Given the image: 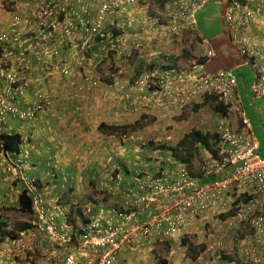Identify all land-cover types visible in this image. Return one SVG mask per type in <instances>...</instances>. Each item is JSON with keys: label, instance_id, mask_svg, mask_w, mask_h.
<instances>
[{"label": "built area", "instance_id": "built-area-1", "mask_svg": "<svg viewBox=\"0 0 264 264\" xmlns=\"http://www.w3.org/2000/svg\"><path fill=\"white\" fill-rule=\"evenodd\" d=\"M128 1L134 2L135 0ZM64 2L63 0L62 3ZM209 2L210 0H180L181 10L173 14L168 22L159 23L158 29L163 32L164 36L193 31L197 27V13ZM119 4V0H108L103 4L94 24L87 27L88 35L80 43L79 50L82 54L88 51L93 38L102 32L106 14L111 11L112 7L117 9ZM61 6V0H52L46 6L39 8L38 19L42 22L50 18L52 24H59V16L65 11ZM242 9L243 5L240 1L236 0L230 4L226 20L231 28L235 22L240 24L244 21ZM76 27L74 22L70 21L65 26L64 34L68 38H73ZM53 28H57L56 24ZM234 30L236 31L235 26ZM50 36L51 33L47 32L43 38L47 40ZM15 40L17 41L18 38ZM11 42L9 35L0 30V77L6 80L4 85H0V131L11 130V120H37L38 113L51 104V101L44 99L40 93L33 107H23L22 95L27 91L30 82L29 68L22 60L25 57L20 58L18 65L7 67L10 60L7 49ZM235 43H238L236 38ZM202 47L205 49V57L215 56L209 40L203 39ZM43 51L50 54V46H45ZM65 74H68V71H65ZM171 74L175 76L177 82L170 81L173 77ZM152 77L154 75H147L137 83L144 87ZM154 85L157 86V90L151 96L153 106L182 111L192 99L210 94L215 96L219 103L228 107V117L223 116L218 125V156H210V160L203 167L205 176L219 175L220 179L212 183L201 184L199 178L191 177L189 172L182 168L178 170L177 178L171 184L152 182L151 192L147 196L138 197L133 202V207H144L142 209L144 211L151 204H156L161 196H179V201L174 207V214H171L170 210H160V213L154 214L148 222L140 223L137 210H132L128 214L120 210H112V213L121 219L119 226H113L111 221L103 224L101 219L94 218L75 245L72 233L66 232L63 224L58 226L55 217L49 213L45 200L38 191L36 180L29 177L25 173V166L19 163V178L31 192L35 215L31 228L21 234L22 244L33 249L41 236H47L55 244L65 247L64 250L54 252L57 257L63 256V264H80L76 258V253L80 252L94 253L93 256H97L96 259L90 258L87 264H115L119 252L127 243L138 247L144 238L156 230L172 236L182 226L193 220L196 214L199 215L207 209L210 204L220 203L224 194L236 186L240 189V194H247L248 199L239 203L234 216L227 222L228 228L233 230L244 227L247 229L249 225L252 233L247 236V240L255 248L251 260L245 264H264V160L258 154L260 142L244 110L243 96L238 88L237 77L232 72L224 70L206 73L203 65L196 64L187 74L185 72L176 73L175 70L166 72ZM251 92L256 99L263 101L264 107V74L255 76ZM231 114L237 116L236 122L231 120ZM140 188L143 189L142 186ZM91 212V208H88L85 214L89 215ZM221 248V242L211 244L198 257V262L203 263L214 250ZM65 250L66 253H62ZM232 264L239 263L235 261Z\"/></svg>", "mask_w": 264, "mask_h": 264}, {"label": "crops", "instance_id": "crops-1", "mask_svg": "<svg viewBox=\"0 0 264 264\" xmlns=\"http://www.w3.org/2000/svg\"><path fill=\"white\" fill-rule=\"evenodd\" d=\"M43 1L44 0H0V3H4V7L9 5V3H13V5L8 8V10L0 8V29L4 31L7 30L9 32L7 34H9L13 39L18 37L23 38L22 45L15 46L14 44H10L9 49H7L12 62L17 63L18 59L25 57L26 51H29L31 53L33 62L35 64L37 62H43L42 51L39 49L42 45L46 44L42 39H40L39 41L36 39V37H41L43 32L37 31L36 22H34L35 20L33 17L35 15L34 13L36 8H38L39 4ZM74 1L75 0H69L68 3H70V5L72 4L76 6V8H74V12L78 10L77 14L71 15V19L79 23L78 28L75 31V39L79 41L85 39L86 35H88L86 24L93 22L89 19V15L91 17H97V4L93 5V0H88L89 2L87 3L86 7L81 8V4L78 2L74 3ZM101 1L102 3L106 2V0ZM127 1L128 0H125V4L127 3ZM140 1L142 5L140 4ZM146 1L147 0H135V2H129L130 4L128 9L132 12H117L118 16H113L115 12L107 15L106 21L107 18H113L111 24L114 25V27L111 28V30H109V32L107 33L106 38H108L109 41L106 45H103V49L107 50L109 48L111 50H116L118 52V55L122 56V53H125L126 56H129L128 53L130 52L127 49V46H132L137 52L141 53L148 49L147 46H149L148 43L150 41V44H152L150 47L155 48L158 45L157 43L160 39H158L157 35H161V38H163V32L159 31L156 26L157 20H160V18H148L147 14L146 16H144L141 14L142 12L140 13L137 9L140 7V10H142V8L147 9V6H144L145 4H143V2ZM165 1L166 0H159V4L163 6V3ZM213 1L215 3H218L219 1V3L226 11L227 6H230V4H232L236 0H212V2ZM240 1L245 6V9L251 11L253 17L247 23H245V21L240 24L235 22L233 24V28H231L230 24H228L226 21L228 25L227 30L229 36L225 39L226 42L222 41L221 45L218 46L219 50H222L223 54L221 56V59H223V61L226 63V66L229 69L233 70L236 75L238 73L240 76L241 81L239 83V91L244 98V102L246 103L245 108L248 111L252 112V116L250 117H252L253 124L254 120H257L259 125L262 126L264 123L263 103L261 100L253 98L250 87L253 83V80L255 79L256 71L259 69L264 71V0ZM175 2L176 0H167V3L165 4L167 6L166 12L169 11L170 4H175ZM228 2L229 4L227 5ZM17 19L22 27L20 26L19 28H13L12 24ZM114 20H116V22ZM109 24L110 22H108L107 26ZM234 26L236 28V31L238 29L242 32L241 38L244 40L243 43L245 44L247 49L252 53V57L244 56L240 52V50L234 47V45L232 44L231 36H238L237 34H235L236 31L234 30ZM115 32L118 33L116 37L114 36ZM61 33L62 32L60 30L56 32L57 39L54 43L53 50L54 52H56L54 54L55 58L50 57V61L52 59H54L55 61L49 62V60H46L45 62L49 65L46 63V65H44L43 62V64L41 65H36L35 70L31 72L32 84L29 91L30 96L35 95L37 91L41 90L46 96L50 97L53 100V106L50 110L41 113L36 123L27 126V129H31L34 131L33 141L30 144H38V149L42 148V144H53V146L54 144H59L57 146V149L62 152L69 148L68 144H91L90 148L93 150H97V148L101 150V148L105 146L106 148H108V144H118V142L116 141L117 136L114 135L110 130L106 131V129H104L103 127L100 128V125H125L124 123H122V112L124 111H121L119 108L114 109V106H112V104L110 105V107L108 106V108H105L102 111L100 108L99 110L95 109L93 111L90 109L86 110L84 108H81L78 110L77 108H75L76 105L74 102H81L82 98H86L85 94H88V92H92L94 89H96H93V86L100 85V82H94L92 79H90L92 84H94L92 85L87 79H85V75L82 76L79 74L77 68L80 65L86 67L88 65V60L82 58V56H79L77 58L78 53L75 52L77 42H75L74 40L69 44L67 42L62 43ZM26 36H30V39H26ZM254 38H262V41H257ZM104 42L105 41H103V43ZM35 44L37 45L35 46ZM261 49L263 50V52L261 51ZM236 51H238V55ZM157 57L158 55L156 53L155 58L157 59ZM258 59H262V62L260 63ZM160 63L161 62L156 65H160ZM122 64L126 66L127 63L125 61H122ZM115 66H117L116 63ZM67 67H70V69L73 70L72 76H65L64 74H62V71ZM143 67L144 66L142 61L139 63L138 67L133 69H135V72L138 73L139 71H141V69H143ZM246 67H250L249 72L245 69ZM245 77L246 80H248L249 78L250 80L248 82H245ZM118 82V84L121 85L123 83H120L121 81ZM2 83L3 81L0 82V84ZM105 83H107L108 85L115 84L114 81L110 79L108 81L106 80ZM123 84L124 85L122 86L126 85L125 83ZM135 93L138 94L137 92ZM124 98L125 96L122 95V101L125 100ZM134 99L136 100L132 103L127 98L126 103H128V107H132V105H141L139 103L141 100V94L138 96V98L134 97ZM126 103L124 102V105H126ZM231 116L233 118H236V116L233 114H231ZM23 126H25V124H23ZM86 149H88V147H86ZM35 151L36 148H33L32 145H29L26 148L23 147L22 155L19 158L23 160H25L26 158L27 162L30 161L29 163L33 164V158H41V155L38 156ZM107 154L108 153H105V157L104 155L100 156L99 154H96L98 157L94 158V162H96L94 166L98 168L100 165H105V167L107 168L109 165H111V159ZM4 155L5 156L3 158H5L6 163H11L12 156H8L6 154ZM120 163H124V158L117 160L116 166L122 167L123 165H121ZM34 164L39 163L36 162ZM0 165H2V163ZM35 169L38 170V167H35ZM59 169L61 171L55 173V177L63 178L62 180L68 183H63V185L61 184L60 186H52L51 184V186L47 187L49 188V190L46 191L49 197L52 198L53 196H55V201L58 202V204L59 202H61L60 198L63 197V192L65 191V189H70L69 191L73 193V197L78 196L81 193L77 189L78 185H71L70 187L67 185L69 184V182H71V180H74L75 183L79 181V179L73 177L74 171L69 170L68 168H61V165L59 166ZM30 170L32 169L28 167L27 171L29 174L31 172ZM67 170L69 171V173L66 172ZM10 171V174L15 176V178H13L14 181L17 175L16 169L14 168ZM102 171L103 170H100V172ZM3 172L6 173L9 171H5V169H3ZM3 172L0 171V173ZM43 172H46V170L39 171L40 180H42V178H45L46 173ZM67 174H69L71 178H69ZM202 182L205 181L202 180ZM127 183L130 182L127 181ZM4 188H6L5 191L0 189V206L4 205L6 208L12 207L19 209L18 200L21 193V186L19 184L14 186L7 185ZM234 198V193L230 192V194L225 199V209L222 207V204H219V206L210 204L207 209L201 212L197 219L191 220L185 227H183L179 234L174 236L173 240L177 241L179 238L185 237V240L189 241L192 246L199 244L202 245V249L205 248L208 244L221 242L225 255L231 254L235 257V259L240 260V263L243 264L245 262H249L255 248L253 247L252 243L247 240V236L252 233L251 227L247 225L248 230L243 227L245 231H241L240 236L244 238H237L236 240L234 239L232 232L224 233L221 229L224 228L223 226L225 224V222L222 220L227 216V214H229L228 211L232 203L234 202ZM51 208L52 207L50 206V209ZM57 208L60 210H57L56 213L52 214L57 217L58 221L66 222V213L68 215V222L72 223L71 214H68L65 211L66 206L62 207L61 205H59L56 207V209ZM101 210L104 211V209ZM60 214L62 215V220H59ZM100 216H102V214ZM147 217L148 216L146 215V213H144L142 219L146 220ZM86 221L87 220H85V222ZM77 232L79 233V230H77L76 233ZM158 234L160 233L155 232L152 236L148 237L144 242L143 248L138 250L139 252L135 255L129 254L130 252H128L127 249H124L117 264H131L132 258H135V260H142L144 258L143 253L147 252L150 248L147 246L156 244V241H154L156 238H160L163 240V238ZM166 242H168V240H166ZM54 245L55 244L52 243L49 239L44 238V240L38 246V253L40 254V256H42L33 257V255H31L30 253L24 252L25 246L20 243L19 238L17 240H11L9 238H5L3 240L0 239V264H63V256H55V253H57V251L55 249H52ZM62 253L65 254L66 250ZM221 253L222 252L220 251V249H216L214 253L209 255L208 264H232L233 258L230 257L231 259L228 258V260H225L224 256H220ZM136 256L140 257L137 258ZM78 258H80V260H83L84 258H86V256H84V254H79ZM186 258L187 260L189 259L187 254ZM211 258H213V261H210ZM134 263L135 261H133V264ZM186 263L189 264V262Z\"/></svg>", "mask_w": 264, "mask_h": 264}, {"label": "rangeland", "instance_id": "rangeland-1", "mask_svg": "<svg viewBox=\"0 0 264 264\" xmlns=\"http://www.w3.org/2000/svg\"><path fill=\"white\" fill-rule=\"evenodd\" d=\"M77 2L81 4V8H85L89 1H74V3ZM101 3V0H93L92 2L93 5ZM166 3L167 0L162 6L159 4V0H147L146 2H143V4H145L144 6H147V9L142 8V10H140L141 7L137 9L140 13L142 12V15L146 16L147 14L148 18H160V22L163 23L165 20L169 19V14L170 12H172H166ZM9 6L7 5L6 7H4L3 4L0 3V8L2 9L8 10V8H10ZM174 7L175 5L173 6V8ZM77 11L78 10H76V14ZM120 11L122 10L117 11L116 9V12L113 14V16H118L117 12ZM126 12L128 13L132 11L128 9ZM224 14L225 10L219 3V1L218 3L211 1V3H209L205 9H203V11L198 13L196 31L186 32L181 39L177 38V36L162 38L161 44H158L156 46L157 49L156 47H150L152 45L150 44V41L148 43L149 46H147V50L149 51L145 50L141 53L137 52L132 46H127V49L130 52L128 53L129 56H126L125 53H122V56L118 55V52L116 50H111L109 48L107 50L103 49V45H106L109 41V39L106 37H100V39L96 38V40L92 43L90 52L88 51V53L84 57L86 60H88V65L85 68H81V65L79 64L80 66L77 69L80 75H85V78L92 79L94 82H100V85L93 86V89H96H94L92 92H88V94H85L86 98H82L81 102H74L76 105L75 108H77L78 110L81 108H84L86 110L90 109L92 111L95 109L99 110L100 108L102 111L103 109L108 108V106L110 107V105L112 104V106H114V109L119 108L121 111H124L122 112V123H133L137 119L139 120V123L136 125L137 131L128 129V132L135 133V138L132 140L121 141V136L125 133V131L121 130L120 132L115 134L118 138L116 140L118 144H108V148H106L105 146L101 148V150L99 148H97V150L91 149V144H68L69 148L62 152L57 149V146L59 144H54L55 147L53 146V144H42L41 149H38V144H36L35 146H32L33 148H36L35 152L38 154V156L41 155V158H33L32 163L37 162L39 164L29 163V168L32 169L30 170V177L39 178V171L46 170V172H43L46 173L45 178H42V181H40V184L43 187V193L45 194L46 191L49 190V188L47 187L51 186V184L52 186H60L61 184L63 185V183H68L62 180L63 178L55 177V173L61 171L59 169L60 165L61 168H68L69 170L74 171L73 177H76L77 179H79V181L75 183L74 180H71V182H69V184L67 185L69 187L71 185H78L77 189L81 193L80 195L73 197L74 195L73 193H71V191H69L70 189H65V191H67L63 192L64 194L63 197H61V202H59V204L62 207L66 206L65 211L71 214L72 223L69 222V225L71 224V226L74 227L75 231L79 230V233H76L77 237L80 236L81 232L86 226L85 219L87 218L84 215V211L86 210V208L92 206L93 211L96 212L95 214H100L101 212L99 211V209L102 208L104 209L112 207L115 211H119V208L129 207V202H131L135 198L134 195L131 197L127 194L129 193V191L133 192L135 190L134 184L131 181V177L140 172V170L151 175L155 174L156 167H158L160 163L162 164V166H168L166 165L168 159L173 155L170 151L158 149L160 145H165L167 147L176 146L177 143L192 130H200L204 134L207 133L210 135H217L218 125L222 115L217 113L215 110V106H217L218 104L216 100L210 99L203 101L202 103L195 104L193 109H188L187 111H185L186 113L183 114L173 113L171 111L165 110L161 111V108H151L147 106V103L145 102H143L139 109L135 110L133 107H128V103H126V100L128 98L131 102L134 97H137L140 94L146 92L145 90H141L138 92V94H136V90H134L133 86V81L139 76H141V78L144 77L147 74V71L149 69H152V65L149 64L153 63L154 60L158 61V58L155 59V57H151L152 59H150V55L152 53L162 50L163 54H170L172 57H175L173 59L174 67L183 64L184 67L182 68H189L192 62H195V59H197L198 55L201 54V39L197 34H199L202 38L208 39L211 42L212 47L217 55L216 58L214 57L213 59H210L205 64L206 71L214 73L218 72L220 69L230 71L231 69H229L223 59H221L223 53L222 50H219L218 46L221 45L222 41L226 42L225 39L229 36L227 30L228 25L224 18ZM112 21L113 18H107L105 25V30L107 33L109 32V30H111V28L114 27V25L111 24ZM114 21L116 22V20ZM108 22H110V24L107 26ZM76 23L78 22L76 21ZM235 34L241 37L242 32L237 29ZM254 39L257 41H262V38ZM103 41L105 42L103 43ZM261 51L263 52L262 49ZM236 52L238 55V51ZM149 60L152 61L149 63ZM122 61H125L127 63L126 66L122 64ZM142 61L144 67L143 69H141V71L136 73L135 69L133 68L138 67L139 63ZM259 61L261 63L262 59H260ZM115 63L117 64V66H115ZM245 69L248 72L250 71V67H246ZM259 70V75H262L264 71L261 69ZM72 72L73 70H70L69 76H72ZM255 75H257V71ZM109 79L113 80L115 84L108 85L107 83H105L106 80L108 81ZM249 80L250 78L246 80V82H248ZM118 81H121L120 83L123 82L126 85L122 86L124 84H118ZM122 95L125 96V100L123 101L121 99ZM124 102L126 103V105H124ZM196 105H198L199 107H197ZM244 106L246 107L245 102ZM246 111L247 113L249 112L248 114L250 116H252L251 111H248L247 109ZM254 130L261 143V150L259 154L264 159V123L262 126H260L258 121L254 120ZM151 139L156 141V143H154V141H152ZM216 144H218V138L216 139ZM186 146L187 144H184L182 147ZM86 147H88V149H86ZM214 150L218 153V149L215 148ZM209 152L211 151L207 150L201 145L199 146L198 154L194 158L192 165L189 166L191 171L195 175H199V170L201 169L202 165L206 161H208L211 154H214L213 152H211V154ZM105 153H108L107 155L111 159V165H109L107 168L105 167V165H100L98 169L96 166H94V164L96 163L94 162V158L98 157L96 154H99L100 156L104 155L105 157ZM4 156V154L0 153V164L2 163V165H0V171L3 172V169H5V171L9 172L0 173V189L3 191H5V189L7 188H4L5 186L15 185L13 181V178H15V176L10 174V170L14 169V167L10 163H6L5 158H3ZM121 158H124V163H120L123 166L118 167L116 166L117 160H120ZM35 167H38V170L35 169ZM100 170L103 171L100 172ZM120 171L129 175L125 176L126 178L123 181L124 184L119 190L114 188L115 181L113 179L114 175ZM66 172L69 173L68 170ZM67 176L71 178L69 174H67ZM127 180L130 183H127ZM47 200L51 204L55 203L53 198L49 197L48 195ZM51 204L49 205V209L50 206L52 207L50 209V212L56 213V205ZM98 207L99 209H97ZM0 213H2L0 214L2 219L8 224V230L15 229L16 225L20 223H29L33 219L32 215L20 212L16 208H6L4 205L0 206ZM59 220H62L61 214ZM61 222L57 220L58 226L64 224L66 232H69V227L65 224L64 221ZM66 222H68V220ZM224 229L226 230L225 227ZM226 231L228 232V230ZM240 232V229L232 231V235L235 240L237 238H244L240 236ZM184 238L185 237L180 238L177 241L168 239V242H166L167 239H164L163 241H160V243L154 244L152 246H147L150 248L147 252L143 253L144 258L142 260H135V258H132L131 264H133V261H135L134 264H157V260L154 259L155 255L162 260H170L175 263L178 262L177 264H187L186 262H189L186 258L187 253L185 251V247L181 245L182 239ZM201 248L202 245H194L193 250L190 252V254L192 256H195L197 250L201 252ZM127 251L132 255H135L139 252L138 250H129L128 247ZM221 252V256L223 255L224 258L231 257L233 258V260L239 262L238 259H235V257L231 254L224 255V251ZM34 256L41 257L42 255L40 256V254L37 252L36 254H33V257ZM136 257L139 258L140 256Z\"/></svg>", "mask_w": 264, "mask_h": 264}, {"label": "clouds", "instance_id": "clouds-1", "mask_svg": "<svg viewBox=\"0 0 264 264\" xmlns=\"http://www.w3.org/2000/svg\"><path fill=\"white\" fill-rule=\"evenodd\" d=\"M211 1V0H210ZM237 1H240V0H237ZM135 2V1H134ZM240 3H241V1H240ZM228 4H229V2H228ZM242 4V3H241ZM243 5V4H242ZM243 7H244V5H243ZM99 11H100V9H99ZM115 11H116V9H115ZM115 11H113V10H111L110 12H108L107 14H106V17H107V15H109V14H111V13H113V12H115ZM122 11H124V10H122ZM122 11H120L121 13H123ZM243 12V9H242V11H241V13ZM99 14V13H98ZM98 14H97V16H98ZM106 17H105V20H106ZM197 17V16H196ZM170 19V18H169ZM169 19H167V20H165L164 22H168V20ZM70 21L71 22H74V24L77 26L76 27V30H77V28H78V25H79V23H76V21H73L72 19H71V15L67 18V19H62L61 21L59 20V24H57V23H51L50 24V28L48 27V30L50 31V33H51V36L50 37H48L47 38V40H45L44 38H43V36L45 35V32H43L42 33V35H41V39L43 40V42H45V44L46 45H42V47L44 48L45 46H50V48H53V50H54V43H55V41H56V39H57V34H56V32L57 31H61L62 33H61V42L62 43H64V42H67L68 44L69 43H71V42H73L74 40H75V42H77V47L75 48V52H77L78 54V56H77V58L79 57V56H82V58H84L85 57V55L88 53V51L90 50V48H91V46H92V43L96 40V38H99V37H102V38H105L106 37V35H107V32H106V30H105V23H104V25H103V30H102V32L99 34V35H97L96 37H94L93 38V40H92V42H91V44H90V47H89V49H88V51L86 52V53H84V54H82L81 52H80V50H79V48H80V43H81V41L82 40H79V41H77L76 39H75V33H74V37L73 38H68L65 34H64V29H65V26H67L69 23H70ZM244 22V21H243ZM159 23H161L160 22V20H157V23H156V26H157V28H158V24ZM56 24V26H57V28L56 29H54L53 28V26ZM12 27L13 28H19L20 27V24H19V21H18V19L17 20H15L14 22H13V24H12ZM196 29L197 28H195L193 31H196ZM1 30V29H0ZM75 30V31H76ZM159 30V29H158ZM3 32H5V33H9L7 30L6 31H4V30H2ZM74 31V32H75ZM160 31V30H159ZM193 31H186V32H193ZM186 32H184V33H182V34H180V35H167L166 37L167 38H170V37H174V36H177V38H179V39H181L182 37H183V35L186 33ZM9 35V34H8ZM199 37H200V39H201V45H200V50H201V54L200 55H198V58L197 59H195V62H192V64H191V66L189 67V68H187V69H185V68H182V67H184V65L183 64H181V65H179V66H175L174 67V61L173 60H170L169 59V57L166 55V54H163V52H162V50L161 51H158V52H155V53H152L151 55H150V59H152L151 57H155V54L157 53V55H158V60L159 61H157V60H154L153 61V63H150L152 60H149V65H152L151 66V68L152 69H149L148 71H147V74L145 75V76H147V75H150V76H152V75H154V77H152L151 78V81L146 85V86H144V87H142L141 85H139L137 82L141 79V76H139V77H137L134 81H133V86H134V90H136L135 92H139L138 90H145L146 92L145 93H143V94H141V100H140V104L142 105L143 104V102H145V103H147L146 105L147 106H149V107H151V108H161L162 110L161 111H171V112H173V113H179V114H183V113H186L185 111H187L188 109H193L194 108V105L195 104H198V103H202L203 101H206V100H210V99H213V100H216L217 101V103H219L218 102V100H217V98L215 97V96H212V95H210V94H205V95H203L202 97H199V98H196V99H192L189 103H188V105L182 110V111H174V110H171V109H166V108H164V107H162V106H153V104H152V101H151V96H152V94L157 90V86L156 85H154V83H156V82H158V80L162 77V76H164L165 75V73L166 72H169V71H172V70H175V72L176 73H179V72H185L186 74L188 73V72H190L191 70H192V67L194 66V65H196V64H201V65H203V69H204V71L206 72V73H214V72H207L206 71V69H205V64L210 60V59H213L214 57H216V52L214 51V53H215V56L214 57H212V58H207V57H205L204 56V54H205V49L202 47V40L203 39H205V38H202L199 34H197ZM9 37L12 39V42L10 43V44H12L13 42H15L16 40V38H12L10 35H9ZM51 37H52V41L54 42V43H51V42H49L48 40L49 39H51ZM208 40V39H207ZM19 41H21V37H18V41L17 42H19ZM23 41V40H22ZM211 43V42H210ZM10 44L8 45V49H9V46H10ZM15 46H17L16 44H14ZM212 45V44H211ZM213 48V47H212ZM40 50V49H39ZM77 50H79V51H77ZM214 50V49H213ZM56 52H54V51H52L49 55L51 56V55H53L54 56V54H55ZM156 59V58H155ZM9 61H11V58H10V60ZM8 61V62H9ZM159 62H161L160 63V65H156V64H158ZM13 63V65H16V63L15 62H12ZM81 68H85V67H83L82 65L80 66ZM70 67H67V68H65V70H63L62 71V74H64L65 76H69L70 75ZM221 70H224V69H220L219 71H221ZM65 71H68V74H65ZM224 71H228V70H224ZM260 70H257V74H259L258 72H259ZM229 72H232L236 77H237V75L232 71V70H230ZM264 74V73H263ZM172 75V74H171ZM144 76V77H145ZM173 77L172 78H170V81L171 82H173V81H175V82H177L176 80H175V76L174 75H172ZM256 76V75H255ZM144 77H142V78H144ZM29 79H30V82H29V86H28V88H27V91L22 95V101H23V107L24 108H31V107H33V103L37 100V98H38V94H42L43 95V97H44V99H48V100H50L51 101V104L49 105V106H47V107H45L42 111H40L39 113H38V118H39V116H40V114L41 113H43V112H46V111H48V110H50L51 108H52V106H53V100L50 98V97H48V96H46L45 94H44V92L43 91H37L36 93H35V95H32V96H30V93H29V91H30V87H31V84H32V78H30L29 77ZM85 79H87L88 81H89V83L90 84H92V82H91V80L89 79V78H85ZM3 81V83L2 84H0V85H4L5 83H6V80H5V78H3V77H0V82H2ZM254 81V80H253ZM238 85H239V83H238ZM252 86V85H251ZM239 88V87H238ZM250 91H251V87H250ZM251 94H252V92H251ZM252 96H253V94H252ZM137 98H138V96H137ZM253 98H255L254 96H253ZM256 99V98H255ZM135 100L136 99H133L131 102L133 103V102H135ZM258 100V99H257ZM262 101V100H261ZM262 103H263V101H262ZM132 105V104H131ZM141 105L140 106H137V105H132V107L136 110V109H139L140 107H141ZM218 105V104H217ZM197 107H199L198 105H196ZM195 106V107H196ZM226 107V106H225ZM243 107H244V110L246 111V109H245V106H244V98H243ZM264 108V107H263ZM189 111H191V110H189ZM228 109L226 110V115H222V117L223 116H226V117H228ZM246 113H247V111H246ZM220 114V113H219ZM234 115V114H233ZM247 115H248V117L250 118V120H251V122H252V119H251V117H250V115L247 113ZM236 116V115H235ZM221 117V118H222ZM237 117V116H236ZM38 118H37V120H35V121H25V120H11L10 121V126L12 127V129L11 130H5V131H0V135L1 134H5V133H16V132H20V131H22V130H24V129H26L27 128V126L28 125H33L34 123H36L37 121H38ZM236 119L237 118H233V117H231V120L234 122H236ZM220 122V121H219ZM139 123V120L137 119L135 122H133V123H125V125H121V126H119V125H109V126H117L119 129L117 130V131H112V130H110L111 132H113V134L115 135L116 133H118V132H120L121 130L122 131H125V133L121 136V138H122V140L121 141H126V140H132V139H134L135 137V133H133V132H128V129H130V130H132L131 128H130V126L131 127H133L134 128V131H137V124ZM23 124H25V126H23ZM252 124H253V122H252ZM253 128H254V124H253ZM108 129H106V131H107ZM254 132H255V130H254ZM255 134H256V132H255ZM217 136H218V140H219V134L217 133ZM256 136H257V134H256ZM118 139V138H117ZM119 139H120V136H119ZM259 139V138H258ZM152 140V139H151ZM152 141H154V140H152ZM260 142V141H259ZM154 143H156V141H154ZM216 149H218V144L216 145ZM260 150H261V143H260V149H259V151H258V154H259V152H260ZM210 154H211V152H209ZM211 156H214V154H211ZM217 156H218V153H217ZM259 156H260V154H259ZM172 157V156H171ZM214 157H216V156H214ZM261 157V156H260ZM262 158V157H261ZM263 159V158H262ZM210 160V157H209V159H208V161ZM264 160V159H263ZM208 161H206L203 165H202V167H201V169L199 170L200 172H199V175H195L192 171H191V169H190V167L189 166H191V165H189V164H184V163H181L180 164V166H178V167H176L175 169L178 171V170H180V169H182V168H185L188 172H189V174H190V176L191 177H197V178H199L200 179V183L201 184H208V183H204V182H202V180L204 179V178H206V177H212V176H219V175H212V176H205L204 175V170H203V167L208 163ZM10 163V162H9ZM19 163H22L24 166H25V173H27L28 175H29V173H28V167H29V165H28V163L29 162H27V160H26V158H25V160H21V159H18V160H16V158H14V157H12L11 158V165L16 169V172H17V175H16V179L14 180V183H15V185H20L21 186V191L24 189V190H27V192H28V194H29V196H30V198H31V200H32V208H33V197H32V195H31V192L27 189V187L21 182V180H20V178H19V176H20V170H19V166H18V164ZM170 161H169V159H168V162H167V164L166 165H168V166H162V164L160 163L159 164V166L158 167H156V169H159V170H161V171H164V172H167L169 169H170ZM126 175H129V174H125V173H122L121 171L120 172H118L117 174H115L114 175V181H115V186H114V188H116V189H119L120 190V188L123 186V181H124V179L126 178L125 176ZM30 177V176H29ZM31 178H34L35 180H36V182H37V187H38V191L42 194V196H43V198H44V200H45V203H46V206H47V209L49 210V213L50 214H52L51 212H50V209H49V205H50V203L48 202V200H47V193L45 194V193H43V187L41 186V184H40V181H42V180H40L39 178H37V177H31ZM175 179H167V183H165V184H171V182H173ZM128 181V180H127ZM131 181L133 182V184H134V188H135V190L132 192L133 193V195L135 196V198L131 201V202H129V207H123V208H119V210L122 212V213H124V214H128V213H130L132 210H133V208H135V207H133V202L138 198V197H142V196H144V195H148L150 192H151V190H152V187H151V183L152 182H162V181H160V180H158L154 175H151V174H148V173H145L144 171H142V170H140V172H138V173H136L135 175H133V177H131ZM158 182V183H159ZM209 183H212V182H209ZM143 187V189H141L140 187ZM237 190V193H234V195H238V198L240 199V202H242V201H244V199H243V196H245L247 199H248V196H247V194L245 193V194H240V192H239V188L238 187H236V186H233L229 191H227V193H225L224 194V196H223V199H222V201L219 203L218 202V204H213V205H217V206H219V204H222V207L225 209L226 208V204H225V199H226V197L230 194V192L231 193H233V191L234 190ZM65 192V191H64ZM133 195H131V197L133 196ZM53 198V200H54V202L55 203H53V205H56V207L57 206H59L60 204H58V202H56L55 201V196H53L52 197ZM60 200H61V198H60ZM177 201H179V196H175V195H173V196H169V197H167V196H161L160 198H159V200H158V202L156 203V204H151L146 210H144V211H142V209L144 208V207H139V208H137V209H135V210H137V211H139V218H138V221L140 222V223H146V222H148L150 219H151V217L154 215V214H157V213H160V210H170L169 212L171 213V214H174L175 213V206H176V203H177ZM223 202V203H222ZM233 202V201H232ZM236 202V199L234 198V202L232 203V205H231V207H230V209H229V211H228V213L229 214H227V216L225 217V218H223V220L222 221H224L225 222V224H224V226L223 227H225L226 228V230H228V232H232V231H234V230H239V229H229L228 228V225H227V222L234 216V214H235V211H236V208H237V206L239 205V203L240 202H238L237 204H236V208H235V211H233L232 210V207H233V204ZM56 207H55V209H56ZM209 207V206H208ZM88 208H91V210H92V212H91V214H89V215H87V214H85V211H84V215L86 216V218L87 219H85V220H87L86 222H85V228L83 229V231L81 232V234H80V236H79V238L77 239V241H76V243H74L75 245H77V243L79 242V239H80V237L83 235V233L85 232V230H86V228L88 227V225H89V223H90V221L92 220V219H94V218H99V219H101L102 220V223L103 224H106V222L107 221H111L112 222V224H113V226L114 225H116V226H119L120 225V223H121V219H120V217L119 216H117L116 214H113L112 213V210H114L112 207H110V208H104V211H102L101 209H99V207L97 208V209H99V211L101 212L100 214H95L96 212H94L93 211V209H92V206H89ZM88 208H86V209H88ZM103 209V208H102ZM18 210V209H17ZM56 210H60V209H56ZM204 211V210H203ZM202 211V212H203ZM65 213V212H64ZM68 214H69V212H67ZM144 213H146V215L148 216L147 217V219L146 220H143L142 218H143V214ZM102 214V216H100ZM201 214V213H200ZM53 215V214H52ZM54 216V215H53ZM65 220L67 221L68 220V215L65 213ZM35 216H34V212H33V219L29 222L30 224H31V222H33L34 221V218ZM55 217V220L57 221L58 219H57V217L56 216H54ZM145 219V218H144ZM65 224H67V226L69 227V232L70 233H72V235H73V238L77 235L76 234V231L74 230V227L73 226H71V224L69 225V222H65ZM64 225V224H63ZM187 225V224H186ZM65 226V225H64ZM183 228L181 227L175 234H173L172 236H167V235H165L164 234V232L163 231H159V230H156V231H154V232H152V234L151 235H149L148 237H150V236H152L155 232H159L160 234H158L159 236H161L162 238H163V240L164 239H167L168 240V238H174V236H176V235H178L179 234V232L182 230ZM222 230H223V232H227L224 228H221ZM246 229V228H245ZM245 229L244 228H241L240 230L241 231H245ZM29 230V229H28ZM28 230H26V231H23V232H21L20 234H19V241H20V243L22 244V241H23V238H22V236H21V234L22 233H24V232H27ZM148 237H146V238H144L142 241H144L145 242V240L148 238ZM44 238H47V236H41L39 239H38V241H36V247L35 248H33V249H30L29 247H25L24 248V252L25 253H30L31 255H33V254H36L37 252H38V246L41 244V242L44 240ZM47 239H49V238H47ZM180 239V238H179ZM50 240V239H49ZM162 240V241H163ZM183 240H185V238L184 239H182V242H183ZM51 241V240H50ZM186 241V240H185ZM52 242V241H51ZM52 243H54V242H52ZM55 244V243H54ZM181 244H183V243H181ZM216 244V243H215ZM185 245H187V246H191V248H192V250H193V247L194 246H192L190 243H189V241H186V244ZM209 245H211V244H208L205 248H203L204 250H206L208 247H209ZM143 246H144V244H141L140 243V246H138V247H133V244H131V243H127L126 245H124V247L122 248V250L119 252V256H118V258H117V260L115 261V264H117V262H118V260H119V258H120V255L122 254V252L124 251V249H127V247H128V249L129 250H132V251H137V250H140L141 248H143ZM59 249H58V248ZM195 247H197V246H195ZM52 249H55V250H64L65 249V247H61L59 244H55L54 245V247L52 248ZM189 250L190 249H188V251H187V253H190L192 250H190V252H189ZM204 250H202V248H201V252H199L198 250H197V253H196V255L195 256H192V255H188V257H189V259H188V261L190 262L189 264H208V257L205 259V261H203V263H199L198 262V257L201 255L200 253H203L204 252ZM216 250H214L213 251V253L215 252ZM220 251H224V249L223 248H221L220 249ZM79 254H84V256H86V258H84L83 260H80V258H78V261L80 262V264H87L88 263V261H89V259L90 258H93V259H96V257L97 256H93V254L94 253H84V252H80ZM225 255V254H224ZM221 256V255H220ZM223 256V255H222ZM231 259V258H230ZM210 261H213V258H211V260ZM239 262L238 263H240V260H238ZM233 262H235V260H233L232 259V263ZM237 262V261H236ZM241 264H243V263H241ZM245 264V263H244Z\"/></svg>", "mask_w": 264, "mask_h": 264}, {"label": "trees", "instance_id": "trees-1", "mask_svg": "<svg viewBox=\"0 0 264 264\" xmlns=\"http://www.w3.org/2000/svg\"><path fill=\"white\" fill-rule=\"evenodd\" d=\"M52 0H44L42 3L39 4L38 8L35 10V15L34 17V22H36V26H37V31L39 32H49L48 30V26L52 23V20H50V18L45 19L44 21H40V19H38L37 16V12L39 10L40 7H44L46 6L49 2H51ZM63 0H61V4L65 11L61 12L60 16H59V20L61 21L62 19H67L69 15H73L76 14V11L74 12V8H76L75 5H70V3H68L69 0H64L65 2L62 3ZM212 1V0H211ZM211 1L209 3H211ZM106 2H108V0H106ZM120 4L117 8L118 10H124L127 11L128 7H129V1H127V3L125 4V0H119ZM105 2L101 3V4H97V9L96 12L99 13V9L102 8L103 4ZM165 3V2H164ZM163 3V4H164ZM180 0H176L175 4H170L169 6V18H171V16L177 12H179L181 10V7L179 5ZM208 3V4H209ZM3 6L4 3H2ZM207 4V6H208ZM10 5V6H9ZM9 7H11V5H13V3H9ZM175 5V7L173 8V6ZM228 5V3H227ZM206 6V7H207ZM205 7V8H206ZM204 8V9H205ZM229 8V5L227 6V9L225 11V19H226V13L227 10ZM111 10L115 11V7H112ZM203 10V9H202ZM202 10H200L199 12H201ZM116 12V11H115ZM198 12V13H199ZM197 13V15H198ZM248 13H250V15H248ZM196 15V16H197ZM253 14L251 13V11H249L248 9H245V6L243 7V20L245 21V23L249 22L250 19H252ZM95 18V19H94ZM89 19L92 20V23H87L86 26L90 27L92 24H94V22L96 21L97 17H91L89 15ZM74 21V20H73ZM227 21V20H226ZM105 25H106V20L104 21ZM227 23L229 24V22L227 21ZM243 23V21H242ZM28 25V23H27ZM20 26L22 27V25L20 24ZM50 28V26H49ZM47 29V30H46ZM32 34V33H31ZM30 34V35H31ZM45 34V36H46ZM118 35V33H114V36L116 37ZM113 36V35H112ZM113 36V37H114ZM163 38H165L166 36H164V34H162ZM30 36H26V39H30ZM158 39V43L157 44H161V35H157ZM167 38V37H166ZM235 38L238 39V43H235ZM36 39L39 41L41 39V37H36ZM100 39V37L98 38ZM23 38L21 37V41L17 42H13L12 44H16L17 46L22 45L23 44ZM231 40H232V44L234 45V47H236L237 49L240 50V52L246 56V57H252V53L247 49V47L245 46V44L243 43V39L239 36H231ZM49 42L52 41V37L51 39L48 40ZM35 42V41H34ZM51 43H54L53 41ZM37 44H35L36 46ZM161 46V45H160ZM37 49V48H36ZM43 47L41 46L40 50L42 51V61L44 62V65L48 64L45 61L49 60V62H54L55 60L52 59L50 61V57L53 58L54 56H50L49 53H46V51H43ZM53 51V48H50V53ZM170 60H173L175 57H172L170 54H166ZM55 58V57H54ZM25 63V66L27 68H29V73L28 76L30 78L31 77V72H33L36 68V65H41L43 64V62H37L36 64L33 62V57L31 56V53L28 51H26L25 53V59H22ZM20 63V59H18L17 61V65ZM46 63V64H45ZM49 65V64H48ZM8 68L13 67V63L12 61L8 62L7 64ZM237 79H238V83H240L241 79L239 74L237 73ZM244 81L246 82V77L244 78ZM239 87V85H238ZM228 109V107H225L223 104L218 103L217 106H215V110L217 113H220L222 115H226V110ZM249 113V112H248ZM252 119V117H251ZM104 128V129H108V130H112V131H117L119 128L117 126H107V125H100V128ZM130 128L132 130H134L133 127L130 126ZM33 133L34 131L31 129H24L20 132H16V133H5V134H1L0 135V153L2 154H6L8 156H12L14 158H16V160L21 159L19 158L22 155V148L23 147H27L29 145H35V144H30L33 141ZM218 138V136L216 134H204L202 131L200 130H192L189 134H186L178 143L176 146L173 147H167L165 145H160L158 149L160 150H167L170 151L172 153V157L169 158L170 163V169L167 172L161 171L159 169H156V173L152 174L154 175L158 180L162 181L163 183H167V179H176L177 178V173L178 171L175 169L176 167L180 166L181 163L184 164H189L192 165V162L194 160V158L196 157V155L198 154V148L199 146H203L204 148H206L207 150L211 151L214 153V156L217 157V152L214 150L216 148V139ZM153 144V143H150ZM184 144H187L186 147H182ZM26 156V155H25ZM23 160V159H21ZM220 177L219 176H212V177H208V178H204L203 180L205 181L204 183H209V182H214L216 180H219ZM233 193H237V190L235 189L233 191ZM128 195H133L132 192L129 191V193H127ZM235 199L236 202L233 204L232 210L235 211L236 208V204L238 202H240V199L238 198V195H235ZM244 200H247V198L245 196H243ZM18 204H19V211L23 212L25 214L28 215H32L33 216V208H32V200L27 192V190H22L20 195H19V200H18ZM138 207L133 208V211L135 209H137ZM200 215V214H199ZM198 214L195 215V217L193 219H197ZM35 216V215H34ZM35 218V217H34ZM186 224L183 227H185ZM31 228V224L24 222V223H20L18 225H16L15 229L13 230H8V224L2 219L1 215H0V239H5V238H9L11 240H17L19 238V234L23 231H26L28 229ZM78 233V232H77ZM79 237H77V235L73 238V242L76 243L77 239ZM168 239H172V238H168ZM173 240V239H172ZM154 241H156L157 243H160V241H162V239L160 238H156ZM183 244H181L183 247H185V251L187 253L188 249L192 250L191 246H187L186 241L183 240L182 242ZM141 244H144V241H141ZM171 245V244H170ZM142 249V248H141ZM189 250V252H190ZM187 255H191L190 253H187ZM79 253H76V258L78 259ZM228 260V258H225V260ZM155 260L157 264H177L173 261H168V260H162L159 259V257H156L155 255Z\"/></svg>", "mask_w": 264, "mask_h": 264}]
</instances>
